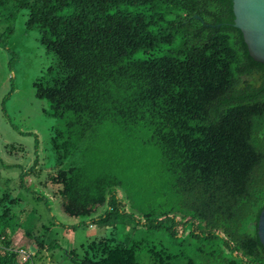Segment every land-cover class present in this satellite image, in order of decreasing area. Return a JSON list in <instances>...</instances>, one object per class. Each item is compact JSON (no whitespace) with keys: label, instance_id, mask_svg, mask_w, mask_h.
Here are the masks:
<instances>
[{"label":"trees","instance_id":"obj_1","mask_svg":"<svg viewBox=\"0 0 264 264\" xmlns=\"http://www.w3.org/2000/svg\"><path fill=\"white\" fill-rule=\"evenodd\" d=\"M10 4L28 10L27 25L58 58L34 86L66 119L65 136L53 137L59 163L112 122L130 135L143 128L169 175L174 207L136 215L110 161L54 171L65 214L109 205L93 221L110 233L82 258L69 250L75 264H264V64L234 25L233 0H0ZM123 225L129 240L118 237ZM21 251L0 233V264H35Z\"/></svg>","mask_w":264,"mask_h":264},{"label":"rangeland","instance_id":"obj_2","mask_svg":"<svg viewBox=\"0 0 264 264\" xmlns=\"http://www.w3.org/2000/svg\"><path fill=\"white\" fill-rule=\"evenodd\" d=\"M27 20V9L0 6V199L6 197L0 201V214L5 207L12 208L7 222L0 219V233L8 234L14 246L23 249L20 262L33 254L35 264H75L69 250L75 249L74 254L82 258L89 242L110 233L112 226L93 221L109 205L90 216L65 214L50 182L54 171L73 164L97 171L110 161L111 172L121 180L116 192L126 201L128 212L136 215L169 210L174 196L160 151L143 128L130 135L116 123H104L92 148L59 163L53 137L57 131L65 136L66 119L53 115L51 102L38 98L34 86L39 76L57 67L58 58ZM130 236V227L121 226L118 237L129 240ZM159 237L150 238L158 241ZM160 240L169 244L168 239Z\"/></svg>","mask_w":264,"mask_h":264},{"label":"water","instance_id":"obj_3","mask_svg":"<svg viewBox=\"0 0 264 264\" xmlns=\"http://www.w3.org/2000/svg\"><path fill=\"white\" fill-rule=\"evenodd\" d=\"M235 23L241 29L250 55L264 64V0H233ZM197 18L202 19L196 15ZM259 236L264 244V207L260 214Z\"/></svg>","mask_w":264,"mask_h":264}]
</instances>
